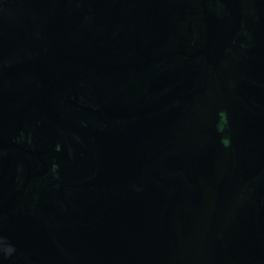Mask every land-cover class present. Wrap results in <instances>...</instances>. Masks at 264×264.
Listing matches in <instances>:
<instances>
[{
	"label": "water",
	"instance_id": "95a60500",
	"mask_svg": "<svg viewBox=\"0 0 264 264\" xmlns=\"http://www.w3.org/2000/svg\"><path fill=\"white\" fill-rule=\"evenodd\" d=\"M0 99V264H264V0H0Z\"/></svg>",
	"mask_w": 264,
	"mask_h": 264
},
{
	"label": "flooded vegetation",
	"instance_id": "af4514ba",
	"mask_svg": "<svg viewBox=\"0 0 264 264\" xmlns=\"http://www.w3.org/2000/svg\"><path fill=\"white\" fill-rule=\"evenodd\" d=\"M18 107V102L14 101L13 104L9 102H4L3 99H0V120L4 119L2 111L10 109L14 111ZM224 117L222 118V126L224 127ZM7 168V171L4 170ZM4 170V171H3ZM0 195H5L6 193H11L16 191L17 182L12 179L16 177V160L14 159V165L11 163H6V159L0 156ZM6 196V195H5ZM1 197V196H0ZM5 198L1 197V201H4Z\"/></svg>",
	"mask_w": 264,
	"mask_h": 264
}]
</instances>
